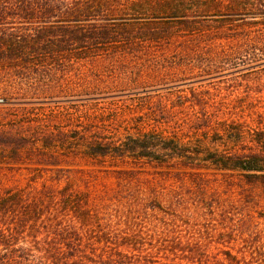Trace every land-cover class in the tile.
I'll list each match as a JSON object with an SVG mask.
<instances>
[{
	"label": "trees",
	"instance_id": "16d2710c",
	"mask_svg": "<svg viewBox=\"0 0 264 264\" xmlns=\"http://www.w3.org/2000/svg\"><path fill=\"white\" fill-rule=\"evenodd\" d=\"M184 1L0 0V74L35 84V76L72 72L84 63L133 64L148 57L136 54L154 51L167 38L171 24L206 36L218 28L209 24L214 18L248 25L264 16L261 0H189L195 8H172ZM20 98L24 104L44 101ZM9 103L5 98L2 104ZM32 134L0 129V264H264V226L208 204L199 170L209 162L207 167L264 188V132L256 134L255 149L208 151L201 163L178 139L155 131L121 144L83 133L81 158L129 156L138 165H181L190 171L161 175L184 180L189 174L201 201H189L176 188L162 193L153 180L142 187L145 178L137 169H107L103 173L115 178V187H97V172L61 167L57 141ZM217 211L228 213L227 219H217Z\"/></svg>",
	"mask_w": 264,
	"mask_h": 264
},
{
	"label": "rangeland",
	"instance_id": "374dc122",
	"mask_svg": "<svg viewBox=\"0 0 264 264\" xmlns=\"http://www.w3.org/2000/svg\"><path fill=\"white\" fill-rule=\"evenodd\" d=\"M192 2L173 3L172 8L193 9L196 3ZM250 16L244 19L250 21ZM228 19L209 21L218 28L206 36L171 24L167 38L159 40L154 51L136 54L148 57L133 64L84 63L72 72L35 76L39 79L35 84L22 75L0 74V129L27 135L47 133L49 144L57 141L53 144L58 164L94 170L99 175L97 187H115V178L103 173L107 169H137L145 178L142 187L153 180L161 192L176 188L189 201H201L203 195L192 191L189 174L184 180L161 175V171H190L181 165L157 168L145 163L148 160L138 165L129 156L81 158L83 133L121 144L129 137L155 131L189 147L198 163L208 151L255 149L256 134L264 132V16L248 25ZM20 97L44 101L24 104ZM5 98L9 104H2ZM51 131L60 133L51 135ZM1 161L0 157V165ZM207 165L204 162L199 170L210 193L208 204L223 207L231 216L253 217L263 227L264 188ZM27 177L25 172L18 181L25 184ZM203 215L211 216L209 210ZM215 215L221 221L229 214L217 211Z\"/></svg>",
	"mask_w": 264,
	"mask_h": 264
}]
</instances>
